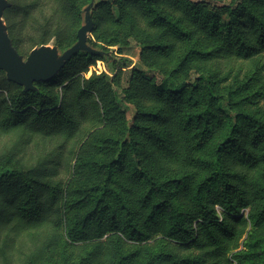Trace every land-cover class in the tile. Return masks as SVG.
<instances>
[{"label":"trees","instance_id":"1","mask_svg":"<svg viewBox=\"0 0 264 264\" xmlns=\"http://www.w3.org/2000/svg\"><path fill=\"white\" fill-rule=\"evenodd\" d=\"M81 1L10 0L3 16L18 54L10 13H37L30 50L51 40L65 50ZM106 2L96 52L33 91L0 71V264L25 243L33 264L59 232L93 248L80 264H134L139 251L125 246L155 239L138 264H264V0ZM129 38L143 46L140 65ZM176 44L186 48L170 60ZM96 61L108 73L86 78ZM125 74L131 126L118 103Z\"/></svg>","mask_w":264,"mask_h":264},{"label":"rangeland","instance_id":"2","mask_svg":"<svg viewBox=\"0 0 264 264\" xmlns=\"http://www.w3.org/2000/svg\"><path fill=\"white\" fill-rule=\"evenodd\" d=\"M14 1H16L18 4H25V2L32 1V0H14ZM104 1H107L106 3L111 4L114 0H92L89 3H84L85 0L81 1V3H82L81 13H80L81 21H80V25L77 28H79V27L81 28L82 26H86L88 23L91 26L90 30L85 34L87 50L81 51V52H96L97 50H99L98 46L100 43L97 41L92 30H93L95 22L98 21V19L96 17L97 13L99 11L98 4L100 2H104ZM191 1L192 2H204V3L210 4L211 6H214V5L215 6H221L222 2L224 4H228L230 0H191ZM7 2L10 4V0H7ZM161 5L164 7V9L166 8L167 12L169 14L173 15L174 18H176V16H178V13H179L178 9H176L174 6L171 7L169 5V3L164 2V1H162ZM8 17H9L10 24L15 27V34L20 33V35H21V40H22L24 45H23V51L20 55L22 56L23 60H25L27 58V56L29 55V53L33 49L38 48V47H34L30 50L31 44H28L29 40L33 37L36 38L42 34L40 31H38L37 25H33L35 18H37V13L31 12L28 16H25L23 11H15V12L10 13ZM2 22L6 28V32L9 36L8 25H7V22L5 21L4 16H2ZM127 40H128V44H129L128 49L125 48L126 50H128V56L127 57L134 64L140 65V62H141L140 56H141V51H142L143 46H141L136 41L137 39H135V38H129ZM139 40L143 41V40H145V37L140 35ZM47 45L57 48V46H55L54 40H51L49 42V44H47ZM70 47H68L67 49H69ZM185 48H186V46L183 44H176L174 46V51H173V53L169 59L173 60L179 53L184 51ZM67 49L58 50V48H57V50L60 54H62ZM108 49L111 52H114L115 54L117 52V47H115V46H110V47H108ZM228 65H230V63L229 64H225V63L221 64V66L223 68H224V66H228ZM251 65L252 64L248 65L247 67H243V69H249V68L252 69ZM215 67L218 68L217 66H215ZM234 70H237V69H234ZM93 73H95V74L108 73L106 64L104 62H101V61H96L93 65H91L88 68L87 73H85V77L88 78ZM111 76H113V75H111ZM196 76H197V73L194 71H191L190 77L195 78ZM126 82H127V75L125 74L124 76H122L121 85H120V88H118V92H119L118 103L122 107L123 111L125 112L126 119H127V126H131V124L133 122V118L135 116V107L133 104L125 102L121 99L123 97L122 89H124L126 87ZM7 140H8L7 137L0 136V152L3 149L4 145L7 143ZM155 241H156V239H155ZM103 242H105V241H103ZM154 242L153 241H147L145 243H142L141 245H134L131 247L126 245L125 248L127 249V251H125V252L132 253L134 251H139V253L137 252V255L134 257V258H136L134 261V264H138L139 263L138 261L140 260V258L146 257L145 256V250L147 248H151L153 246ZM29 245H30L29 243L24 244L23 250H24V252L26 251L25 255H22L21 258H18V257L13 258V261L9 264H28L27 262H28L29 258H26V257H28L29 253L31 252V250L29 249L31 247H28L27 249H26V247ZM92 251H93V248L91 247V245L85 246L82 243H74V244L69 243V242L65 243L63 234L59 232L56 234L55 240L53 241V245L48 250H46V252L42 256H40L39 259H37L33 264H61L62 261H65L69 264H80L83 261H85L86 258H90V252H92Z\"/></svg>","mask_w":264,"mask_h":264},{"label":"water","instance_id":"3","mask_svg":"<svg viewBox=\"0 0 264 264\" xmlns=\"http://www.w3.org/2000/svg\"><path fill=\"white\" fill-rule=\"evenodd\" d=\"M9 7L7 0H0V71L5 73L9 82L23 87L24 91L35 90V82L52 79L72 57L87 50L85 34L91 28L89 23L78 29L76 43L62 54L55 47L42 45L23 60L13 47L2 22L3 13Z\"/></svg>","mask_w":264,"mask_h":264}]
</instances>
